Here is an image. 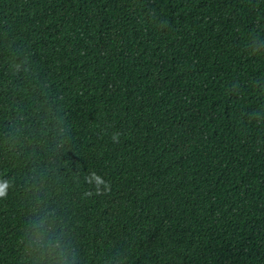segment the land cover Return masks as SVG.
Returning a JSON list of instances; mask_svg holds the SVG:
<instances>
[{"label": "trees", "instance_id": "trees-1", "mask_svg": "<svg viewBox=\"0 0 264 264\" xmlns=\"http://www.w3.org/2000/svg\"><path fill=\"white\" fill-rule=\"evenodd\" d=\"M261 34L264 0H0V264L38 172L83 264H264Z\"/></svg>", "mask_w": 264, "mask_h": 264}, {"label": "clouds", "instance_id": "clouds-1", "mask_svg": "<svg viewBox=\"0 0 264 264\" xmlns=\"http://www.w3.org/2000/svg\"><path fill=\"white\" fill-rule=\"evenodd\" d=\"M248 53L253 57H264V34L253 37ZM14 68L20 71L21 65H14ZM52 124V135H62L55 116ZM24 131L23 124L16 121L10 124L8 139L14 147L23 142ZM111 139L114 143L119 142V134L113 133ZM11 186L9 180L0 177V199L7 196ZM30 191L33 207L23 235L24 264H83L79 246L71 238L66 222L51 206V195L43 172L33 176Z\"/></svg>", "mask_w": 264, "mask_h": 264}]
</instances>
